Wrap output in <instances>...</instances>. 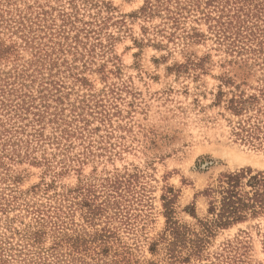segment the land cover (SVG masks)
<instances>
[{
  "label": "rangeland",
  "instance_id": "374dc122",
  "mask_svg": "<svg viewBox=\"0 0 264 264\" xmlns=\"http://www.w3.org/2000/svg\"><path fill=\"white\" fill-rule=\"evenodd\" d=\"M254 1L264 8V0ZM71 3L0 0V44L14 43L0 55L2 80L15 76L12 85H20L17 73L27 68L24 81L33 93L53 79L58 89L50 87L51 93L62 96V105L90 91L100 102L94 116H86L90 132L82 140L72 138L68 148H32L7 161L8 171L0 168V264H264V215L216 229L189 258L185 248L175 252L184 258H171L162 238L167 199L175 220L199 230L198 220L207 215L204 190L221 173L264 170V136L244 139L239 125L254 107L238 115L228 103L234 93L258 95L262 66L218 45L204 19L183 23L203 36L168 40L155 32L169 26L139 11L143 0H75L82 19L109 17L100 33L106 46L91 55L88 41L78 54L54 51L59 63L50 72L48 56L38 53L45 63L37 71L29 63L35 48L51 44L43 43L46 33L57 32L59 14ZM19 12L41 19L40 25L52 23L51 30L33 24L40 36L25 43L8 27V17ZM256 106L263 116L264 99ZM116 175L122 181L117 189L111 187ZM35 232L41 235L33 241Z\"/></svg>",
  "mask_w": 264,
  "mask_h": 264
},
{
  "label": "trees",
  "instance_id": "16d2710c",
  "mask_svg": "<svg viewBox=\"0 0 264 264\" xmlns=\"http://www.w3.org/2000/svg\"><path fill=\"white\" fill-rule=\"evenodd\" d=\"M72 1L71 10L59 14L62 23L58 26L57 32L46 33L48 40L43 43L51 44L48 43V47L44 50L40 47V43L35 48L36 58L29 63H34L35 68L38 67L37 71H40V67L45 63L42 59L44 57L38 53L48 56V64H50L48 72H50L59 63L51 56L54 51L56 54L64 53L66 50L78 54L79 45L87 44L88 41L86 52L91 55L97 46H106L100 38V33L103 26L108 24L109 17H97L88 13L90 19H82L77 14L78 7L75 6V0ZM205 7L210 10H204ZM3 10H0V18H3ZM139 11L146 18L160 17L163 27L169 26L170 30L158 28L155 34L160 33L168 40L203 36L204 34L199 33L196 28L185 30L183 23L193 17V20L204 19L218 45L224 46L227 52L245 61L251 59L252 65L262 66L264 72V8L257 1L143 0ZM199 13L201 17L197 15ZM30 18L32 17L21 12L17 17H8L9 23H13L12 25L8 23V27L13 28L12 32H20L18 34L25 43L40 36L39 33L34 32L33 24H38V29L52 28V23L40 25L36 22L41 19ZM31 31L33 33L28 35ZM106 39L108 41L114 39L113 34H107ZM13 45L14 43L10 45L1 43L0 55L10 53L14 49ZM26 69L17 73L22 79L19 81L20 85H12L16 80L15 76L12 82L2 80L0 77V168L4 171L9 170L7 161H14L22 152L26 156L30 155L29 150L32 148H40L44 144L55 145L57 149L60 145L68 148L73 144L72 138L82 140L89 131L87 126L90 119L86 117L87 114L92 115L93 107H100V102L98 99L95 100L96 94L92 91L80 94L74 102L69 101L62 105V96L51 93L50 87L54 90L58 89L53 79L41 84L37 94L31 92L24 81V77L29 76ZM42 76L39 77L43 79ZM74 78L90 88V83L84 76L76 75ZM32 80V77L29 78V81ZM259 98L264 99V78L263 85L258 88V95L245 96L244 93L239 92L234 93L228 100L229 108L238 115L254 107V113L246 115L239 123L240 130L245 132L244 139H258L260 135L264 136V115L262 116L261 108L256 106ZM52 102L55 104L53 105ZM47 127L50 129L48 134L44 133ZM0 179H5V176L0 175ZM121 183L120 177L116 175L111 187L117 189ZM204 195L208 201L207 215L204 220H198L199 230L181 224L173 218L171 199H167L164 203L166 234L162 238L167 242V250L171 258H184L182 254H175L177 248H185L186 258H189L192 253L199 251L216 229L264 215V170L242 167L221 173L217 182L204 190ZM99 210L101 207L95 209V211ZM53 223L59 228L57 221ZM37 235L41 234L35 232L33 241Z\"/></svg>",
  "mask_w": 264,
  "mask_h": 264
},
{
  "label": "bare ground",
  "instance_id": "6f19581e",
  "mask_svg": "<svg viewBox=\"0 0 264 264\" xmlns=\"http://www.w3.org/2000/svg\"><path fill=\"white\" fill-rule=\"evenodd\" d=\"M252 162V161H251ZM260 163V162H259ZM262 163V162H261ZM264 164V163H263ZM261 166V165H260ZM264 166V165H263Z\"/></svg>",
  "mask_w": 264,
  "mask_h": 264
}]
</instances>
